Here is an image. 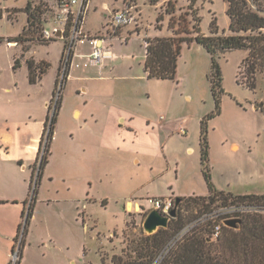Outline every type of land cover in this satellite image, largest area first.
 Masks as SVG:
<instances>
[{
  "label": "rangeland",
  "instance_id": "1",
  "mask_svg": "<svg viewBox=\"0 0 264 264\" xmlns=\"http://www.w3.org/2000/svg\"><path fill=\"white\" fill-rule=\"evenodd\" d=\"M121 1L91 0L85 15V31L105 34L107 18ZM28 2L33 11L47 19L55 0H0V104L15 106L32 101L39 108L42 99L51 95L58 72L47 115L50 121L56 111L49 145L51 155L48 153L49 162L39 179L40 190L56 196V191L62 195L70 186L78 198L91 201L82 202L87 204V229L78 230V235L67 234L60 223L55 228L41 226L43 214H57L61 209L57 204H41L34 209L36 218L29 230L27 225L24 239L22 212L14 250L7 262L0 254V264H19L22 239L26 242L23 264H68L66 247L78 264H114L113 257H136L137 243H143V237L151 234L142 226L148 211L139 212L135 206L128 207L126 214L123 199L134 192L135 198L148 207L147 198L167 195L170 188L184 194L206 192L199 147L203 119L208 142L206 165L213 184L234 191H264V78L256 72L255 88L245 85V49L215 52L222 76L219 112L209 78L211 55L202 45L182 42L173 80L148 79L143 73L145 39L173 35L170 21L175 30L189 31L179 33L180 37L195 35V23L200 32L209 35L212 18L218 26L217 34H237L228 29L227 0H134L135 21L119 28L109 39L115 62L112 71L105 70L103 74L110 79L83 81L92 87L85 95L79 93L81 82L67 80V50L62 39L43 41L42 27L34 22L26 23L19 45L7 42L22 31ZM28 57L36 59L31 60L32 73L36 81L41 80L40 84L28 81L23 62ZM15 58L23 62L22 67L18 68L20 62L14 67ZM43 69L46 73L42 75ZM6 87H10V92L3 91ZM76 108L82 110L80 117L72 112ZM121 114L125 116L124 122L118 120ZM160 115L164 116V122L159 124L162 128L155 123ZM145 118L152 126L147 125ZM182 119L187 121L185 135L175 131ZM233 142L238 143V149L231 148ZM9 163L10 160L0 159L4 168ZM31 180L33 194L35 178ZM181 210L186 219L184 227H189L205 208L184 201ZM201 226L203 231L204 225ZM49 237L55 238V249L45 247V243H50ZM167 249L157 253L149 264H159ZM139 263L146 264V260Z\"/></svg>",
  "mask_w": 264,
  "mask_h": 264
},
{
  "label": "trees",
  "instance_id": "2",
  "mask_svg": "<svg viewBox=\"0 0 264 264\" xmlns=\"http://www.w3.org/2000/svg\"><path fill=\"white\" fill-rule=\"evenodd\" d=\"M228 2V7L226 9L229 17L228 29L237 34H217L218 26L215 22V18H212L209 35L200 32L198 23H195V28L193 30V32H196L195 35L180 37L178 36L179 33L189 31H186V29L175 30L173 26L174 23L170 21L169 27L173 35L145 39L143 72L146 78L163 80L175 79L177 59L180 54L182 42L188 43L194 41L202 45L211 55V71L209 78L217 112H219L220 109L219 93L222 91V76L219 64L215 58L216 51H224L233 48L245 49L247 55L242 61V64L246 67L247 73L245 85L250 89H254V74L260 72L264 78V14L245 10L238 0H228ZM24 11L27 13L28 24L36 22V24L42 27L43 18L40 17L37 11L31 9L30 2L26 4ZM24 30L25 29H23V31ZM23 31L12 39H8V42L12 40L20 42ZM241 32H245L246 34H242ZM0 40L2 39L0 38ZM17 63L18 59L15 58L14 67L17 66ZM28 68L29 81L34 82L35 76L32 73L33 66L31 60H28ZM45 71L46 69L42 70L43 73ZM55 114L56 111L52 114L50 121L49 116L46 119L45 128L40 141L39 154L32 166V178H35V188L27 205V209L25 208L23 211V215L25 213L23 236L25 235L26 227L32 216L36 185L42 175V169L48 161L47 156L53 133V124L55 123ZM199 146L200 159L203 166L202 172L207 184L208 194L182 197V202L185 201L188 204L192 202L193 205L199 208H207L210 204L214 203L216 199H221L224 203L230 199L232 200L231 202L234 203L239 201L261 207L264 206V193L233 194L229 191L218 190L214 187L206 165L208 142L204 119L201 121ZM182 202L180 203L175 217L170 219L167 228L161 227L154 233L143 237V243H137L138 245L134 248L136 257L131 258L132 256L129 255L126 260H122L121 257H113V263L141 264L139 262L146 260V264H149L151 258L168 247L173 237L186 225V219L181 210ZM25 204L27 203L25 202ZM20 226L21 224H19V228ZM17 239L18 234L14 237V241L16 242ZM23 244L24 239H22L19 244L20 257ZM14 247L15 245L13 246V250ZM159 264H264V212H249L245 214L241 217V223L236 228L223 227L221 236L217 241H214V243L206 239L201 224L195 225L180 239L176 240L172 246L168 247Z\"/></svg>",
  "mask_w": 264,
  "mask_h": 264
},
{
  "label": "crops",
  "instance_id": "3",
  "mask_svg": "<svg viewBox=\"0 0 264 264\" xmlns=\"http://www.w3.org/2000/svg\"><path fill=\"white\" fill-rule=\"evenodd\" d=\"M122 6L121 4L114 8H120ZM113 10V9H112ZM26 14V22L24 24L23 29H25V25L27 23V13ZM22 29V31H23ZM21 31V32H22ZM20 32V33H21ZM18 33L17 35H19ZM15 35V36H17ZM8 38L12 39L13 37ZM7 39V42H8ZM13 42H8L9 44H15L16 46L19 45V42H16L12 40ZM31 46V45H30ZM30 46L27 48L26 52L29 51ZM22 48V47H21ZM23 51H25L22 48ZM90 50V46L85 43L82 45L77 46L78 52L86 53ZM25 52L22 53V56ZM114 58V57H113ZM145 58V56H144ZM18 62L19 66L18 68L22 67V64L26 65L27 71H28V81H29V68H28V60H36L33 57H28L23 60V62L19 59ZM44 60V59H43ZM114 59L107 58L105 59L103 65L100 67L98 66H83L80 64L78 67H75L74 65L70 68L69 73L67 75L68 79H75L76 81L81 82V85L79 86V93L82 95L88 94L92 87L90 85H86L83 83V81H93V80H107L110 79V76L104 75L103 72L105 70L111 72L112 68L114 66ZM75 62H79L78 58H74ZM144 62V60H143ZM49 66V65H48ZM47 66V68H48ZM17 68V69H18ZM58 71H59V64H58ZM46 71L43 74H45ZM144 73V72H143ZM145 75V73H144ZM58 77V72L56 75V79ZM146 77V76H145ZM41 79V78H40ZM56 79L54 82L53 90L51 91V95L49 98L46 96L42 99L40 103V107H36L34 103L31 101H27L24 105H13L11 103L8 104H0V159H7L10 160V163L7 165V167L0 166V213H3V216H0V238H4V240H0V254H3L4 257H6L5 262L8 261L9 254H12L13 252V246L15 244L14 237L17 234L18 226L22 220V212L24 208L28 205L31 195V183H32V166L34 165L40 148V141L41 137L45 128V122L47 119V115L49 113V104L51 102V98L53 97ZM36 81V80H35ZM34 83H30L33 85H36L37 83L40 84L39 79ZM30 82V81H29ZM3 91L10 92V87L3 88ZM60 102V101H59ZM124 111L123 109H121ZM125 111H127L129 114L131 112L125 108ZM74 114L76 116L82 115V110L79 108H76L73 110ZM10 117V118H9ZM147 119V118H145ZM118 120L121 122L125 121V116L122 114L118 116ZM157 123V120L156 122ZM158 124V123H157ZM165 124V123H164ZM147 125H150V120L147 119ZM152 126V125H150ZM159 128H162L158 124ZM129 127H132L129 125ZM132 130V128H130ZM130 130V131H131ZM135 134H137L135 132ZM51 144V142H50ZM90 148L94 149V145L92 144L88 145ZM100 147V145H96V147ZM234 146H237V149L239 147L238 143L233 142L231 144V148ZM105 149H108V147L103 146ZM200 147V146H199ZM189 151H193V148H189ZM51 154L49 153V156ZM49 156L48 161L49 162ZM19 162L18 165L15 164L14 161ZM138 161V159H135ZM46 164V165H47ZM45 165V167H46ZM42 171V175L40 177V181L44 175V170ZM39 183L36 186L35 193H34V208L32 212V216L30 217V221L28 224V230L30 227V223H32L33 220L36 218V213L34 212V209L37 208L39 205L44 204L46 206H50L51 204H57L61 206V209L59 213H45L42 215V218H40V225L43 227H51L55 228L57 223H60V225H63L65 228V232L67 234H76L78 235V230H85L87 229V223L85 221V211L84 209L87 208L86 203H82L84 200L90 202L91 199L85 198L81 199L78 198L73 192L72 188L70 186L66 187L65 193L60 195L57 191L54 193L56 196H52L49 194L50 192H47L44 194L40 188L41 184ZM213 183V182H212ZM214 185V184H213ZM214 187L218 190L223 191H229L233 194H262L264 191H234L230 188H217L215 185ZM171 192H169L167 195L161 194L159 196L154 197H166L171 196L173 198L176 197H189V196H200V195H207L208 194V188L206 184V192L204 193H196V192H190L187 194L176 192L172 188H170ZM134 192L129 194L126 198L124 197V209L127 213V209L129 207V204H131V207L129 208H135V206L143 205L137 198L134 196ZM25 202L27 204H25ZM138 203V204H137ZM139 209V207H138ZM6 214V216L4 215ZM28 233V231H27ZM27 233L24 236L27 237ZM54 237H49L48 241L50 243H45V247L48 248H54ZM26 242L24 240V244L22 246L21 251V257L19 264H23V252L25 250ZM67 252L65 258L68 264H78V261L73 256V254L70 253L69 248L66 247L65 253ZM69 252V253H68ZM9 264V262H8Z\"/></svg>",
  "mask_w": 264,
  "mask_h": 264
},
{
  "label": "built area",
  "instance_id": "4",
  "mask_svg": "<svg viewBox=\"0 0 264 264\" xmlns=\"http://www.w3.org/2000/svg\"><path fill=\"white\" fill-rule=\"evenodd\" d=\"M91 0H55L50 5L51 16L43 18L41 37L44 40L62 39L66 44L67 57L65 60V75H68L70 68L74 65L98 66L103 65L105 59L112 58L110 51L111 43L109 39L115 36L117 30L135 21L136 5L134 0H122V6L113 9L107 18V30L105 34H89L84 29L85 15L88 4ZM228 1V0H227ZM245 10L264 14V0H238ZM229 3V2H228ZM49 24L50 27H46ZM87 43L90 51L87 53L78 52L77 46ZM79 62H75L74 58ZM67 73V74H66ZM164 116L160 115L157 123L161 125ZM175 131L180 135L187 133V121L182 119L177 122ZM175 198L149 197V206H139V212H147L151 209L158 210L161 214L168 215L174 205ZM226 203L221 199H216L214 203L205 208L204 212L193 220L189 227H183L171 240L168 247L172 246L176 240L180 239L185 233L190 231L195 225H204L203 233L208 241H217L221 236L225 219L241 218L249 212H264V206L248 204L247 202ZM180 206V204H179ZM177 208V211L179 209ZM171 219V218H170ZM228 227V226H227ZM15 253V252H14Z\"/></svg>",
  "mask_w": 264,
  "mask_h": 264
},
{
  "label": "water",
  "instance_id": "5",
  "mask_svg": "<svg viewBox=\"0 0 264 264\" xmlns=\"http://www.w3.org/2000/svg\"><path fill=\"white\" fill-rule=\"evenodd\" d=\"M181 201V197L175 198L174 205L170 209L168 215L161 214L156 209H151L150 211H148L142 223L144 231L153 233L158 228H166L169 224L170 218L175 217V215L177 214V208ZM240 223L241 218H229L224 220V224L232 228H236Z\"/></svg>",
  "mask_w": 264,
  "mask_h": 264
},
{
  "label": "bare ground",
  "instance_id": "6",
  "mask_svg": "<svg viewBox=\"0 0 264 264\" xmlns=\"http://www.w3.org/2000/svg\"><path fill=\"white\" fill-rule=\"evenodd\" d=\"M129 207H131V204H129ZM139 207V206H138Z\"/></svg>",
  "mask_w": 264,
  "mask_h": 264
}]
</instances>
